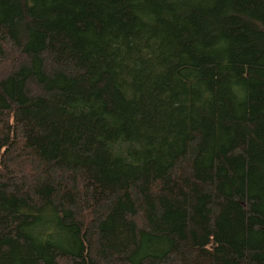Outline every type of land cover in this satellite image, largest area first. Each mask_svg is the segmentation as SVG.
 <instances>
[{
  "label": "trees",
  "instance_id": "16d2710c",
  "mask_svg": "<svg viewBox=\"0 0 264 264\" xmlns=\"http://www.w3.org/2000/svg\"><path fill=\"white\" fill-rule=\"evenodd\" d=\"M67 1L78 18L60 21L56 2L35 12L31 0H0V264H264V0H140L128 14L149 54L151 121L132 135L146 156L142 136L152 153L158 143L157 160L125 164L113 189L94 178L100 160L84 137L94 124L60 111L55 154L41 145L48 117L84 91L77 26L90 2ZM102 8L103 23L126 9ZM120 114L132 126L129 110ZM46 213L77 231L78 253L34 243L30 230Z\"/></svg>",
  "mask_w": 264,
  "mask_h": 264
},
{
  "label": "rangeland",
  "instance_id": "374dc122",
  "mask_svg": "<svg viewBox=\"0 0 264 264\" xmlns=\"http://www.w3.org/2000/svg\"><path fill=\"white\" fill-rule=\"evenodd\" d=\"M88 1L90 7L80 17L83 21H80L81 23L77 26L78 30L82 27L84 31V49L82 53L76 50L77 57L75 58L78 65L84 70V91H76L68 104L65 105L66 107L57 109L48 117L46 131L47 136L53 134L54 123L59 119L60 111L65 114L67 112L68 115L79 118L84 123L94 124V130L84 136L89 139L90 150H93L100 160V166L94 178L100 186L113 189L122 180L125 164H139L145 157L156 159L155 151L158 143L152 145L154 149L152 153L151 143L142 136L147 151L146 156L137 148L132 135L134 129L142 131L151 121V115L143 108L146 101L143 88V86L145 87L143 68L147 67L146 59L149 54L138 46L140 36H137V30L127 28L128 14L138 8L140 0ZM106 1L111 6L122 5L126 9L113 12L103 23L100 18L103 12L102 4ZM55 2L54 0H31L30 5L36 12L46 4ZM56 5L61 12L60 21L72 18L74 10L67 0H57ZM225 11H227V4L224 3L217 14L221 15ZM74 18H78V16L74 14ZM60 25L57 21L58 28ZM77 35H81V32L74 31L68 37L72 36L76 39ZM52 41V49L59 52L60 55L64 54L62 41L57 43L55 39ZM148 50L151 55L154 54V49L148 48ZM156 54L159 53L156 52ZM126 62L130 65H126ZM0 71L4 70L0 69ZM203 74L205 76L199 85L208 89L216 79L213 76L215 73L211 70L205 71ZM233 90L236 89L232 88L230 92ZM161 96L164 97L158 95V97ZM118 101L119 110L115 111L113 103ZM174 108L175 105L172 104V109L174 110ZM124 110H129L131 113L132 126L129 123L126 125L123 114L121 116L120 112ZM193 124H197L196 120ZM56 134L42 139L41 145L47 156H52L56 152L59 140V137L55 138ZM65 135L69 136L68 133ZM209 145L206 146L198 163V178L201 182L208 179L213 160L214 151L211 144ZM30 235L34 243L47 246L55 245L65 252L78 253L77 231L61 227L54 221L51 213H46L42 220L31 228ZM258 235L261 234L255 232L251 234V244L258 242L261 238ZM147 250L150 254L154 253L150 247Z\"/></svg>",
  "mask_w": 264,
  "mask_h": 264
}]
</instances>
